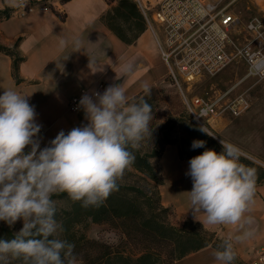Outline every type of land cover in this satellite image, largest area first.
Returning <instances> with one entry per match:
<instances>
[{"label": "clouds", "instance_id": "obj_1", "mask_svg": "<svg viewBox=\"0 0 264 264\" xmlns=\"http://www.w3.org/2000/svg\"><path fill=\"white\" fill-rule=\"evenodd\" d=\"M8 7L25 8L28 0H6ZM69 42L60 38L65 49ZM83 39L71 41L72 52L80 51ZM125 66L123 71H130ZM146 95L150 86L142 85ZM13 89L0 94V221L12 227L18 220L22 228L10 240H0V264L18 260L21 264H75L74 245L61 240L62 226L55 219L57 201L66 193L84 208L100 206L114 191L117 181L135 160L146 136L151 137V105L145 100L129 103L121 85H110L103 93L84 94L78 108L88 123L67 134L61 130L40 148L35 107ZM201 132L213 136L201 127ZM222 151L205 148L204 140H194L192 149L205 148L189 161L186 175L191 177V210L202 213V224L251 225L246 216L256 193L255 169L241 162V149L220 139ZM30 146V151L25 149ZM131 149V150H130ZM196 218V215H195ZM197 219V218H196ZM198 220V219H197ZM253 236L252 231L237 235V242ZM218 264H233L236 258L232 239L222 242L213 253Z\"/></svg>", "mask_w": 264, "mask_h": 264}, {"label": "crops", "instance_id": "obj_2", "mask_svg": "<svg viewBox=\"0 0 264 264\" xmlns=\"http://www.w3.org/2000/svg\"><path fill=\"white\" fill-rule=\"evenodd\" d=\"M130 1L136 6L145 30L126 44L102 20L116 6V0H68L60 14L36 11L25 17H8L10 7L6 0H0V45L16 48L23 58L18 69L21 82L16 83L12 77L11 57L0 52V94L5 89H13L28 96L26 99L35 107L36 123L42 126L41 149L49 146L61 130L66 133L88 123L83 109L73 112L69 107L72 97L79 95L82 89L92 95L96 91L103 93L110 85H121L130 101L143 93V84L151 88L168 75L154 34L147 28L134 0ZM77 37L83 39V49L72 52L71 41ZM60 38L69 42L65 49L60 48ZM125 66H130L131 70L124 72ZM236 145L242 156L264 167V151L250 152ZM158 169L163 180L162 204L172 209L178 220L191 219L220 240L231 238L236 259L241 264H249L255 250L264 247V180L256 183L254 203L245 213L253 218L251 225L243 229L237 225L212 226L202 224L204 215L196 213L197 220L191 210L188 192L193 185L191 177L186 175L189 162L180 159L176 145L164 147ZM167 185L170 191L165 200L163 190ZM243 231H252L253 236L237 242L235 237ZM215 251L207 246L185 255L176 264H218L213 256Z\"/></svg>", "mask_w": 264, "mask_h": 264}, {"label": "trees", "instance_id": "obj_3", "mask_svg": "<svg viewBox=\"0 0 264 264\" xmlns=\"http://www.w3.org/2000/svg\"><path fill=\"white\" fill-rule=\"evenodd\" d=\"M112 1V0H111ZM113 7L102 18L104 24L116 34L124 43L130 44L145 30V25L139 24V33L127 37V31L120 23L127 24L135 16L139 20L136 6L130 0H116ZM0 52L12 59V77L16 83L21 79L18 69L23 58L16 48H7L0 45ZM153 91V87H151ZM143 92L141 95H144ZM134 97L129 103L141 100ZM182 108V106H181ZM180 121L186 130L195 133V140H204L205 148L222 151V146L206 133L201 132L193 119L181 109ZM166 145H175L168 136L157 135L150 151L141 149L131 150L135 156L134 163L125 170L124 175L117 181L118 190L114 191L100 206L84 208L80 202L72 201L66 193L53 198L66 203L67 209L57 207L55 219L62 226L63 233L57 238L72 243L75 260L82 264H176V261L185 255L211 246L216 250L224 240H220L215 233L203 228L191 219H185L180 226L171 225L166 217L169 209L161 201L160 187L163 185L156 162L160 159ZM197 149L199 155L205 150ZM182 160L190 161L179 150ZM248 167L254 165L241 158ZM264 180V176L260 178ZM260 180L257 183H260ZM107 224L118 230L122 239L118 245L91 240L74 230L88 222ZM71 228L72 232L67 229ZM14 232L0 229V240H10ZM136 248V253L132 250ZM241 264L236 258L233 264Z\"/></svg>", "mask_w": 264, "mask_h": 264}, {"label": "built area", "instance_id": "obj_4", "mask_svg": "<svg viewBox=\"0 0 264 264\" xmlns=\"http://www.w3.org/2000/svg\"><path fill=\"white\" fill-rule=\"evenodd\" d=\"M67 1L28 0L25 8H10L7 16L25 17L36 11L60 14ZM235 1L134 0L147 28L156 38L170 79L181 92L180 81L190 84L202 76L217 75L236 61L245 65L243 79L264 81V16L252 15L240 29L241 19L230 11ZM153 24L159 28L160 36ZM101 88L99 85L98 89ZM84 94L86 90L82 89L79 95L72 97L69 103L71 111L79 110V101ZM224 97H217L213 101L199 97L190 100L184 98L191 117L202 125L204 119L214 114ZM248 108L249 102L242 95L228 100L224 110L237 117ZM40 136L41 132L38 139ZM28 151L30 146L25 153ZM254 255L249 264H264V247L256 249Z\"/></svg>", "mask_w": 264, "mask_h": 264}, {"label": "rangeland", "instance_id": "obj_5", "mask_svg": "<svg viewBox=\"0 0 264 264\" xmlns=\"http://www.w3.org/2000/svg\"><path fill=\"white\" fill-rule=\"evenodd\" d=\"M230 1L232 0H225L226 3ZM230 11L241 19L242 23L239 26L241 29L243 22L252 15L264 16V0H236L230 6ZM140 23L139 19L133 18L127 24L120 23V26L125 31L130 29V32L127 31L126 36L131 37L137 33ZM153 26L160 36L159 28L155 24ZM232 36L234 37V34ZM245 72V65L241 61L232 62L217 75H205L190 84L180 81L182 92L173 83L168 74L164 81L153 86V91L151 90L150 95L144 94L139 97L151 105L153 114V119L149 124V128L153 129L151 137L146 136L141 142L139 149L147 152L150 151L154 144V137L162 135L168 136L187 159L190 160L194 156L199 155L197 149L203 148L192 149L191 147L192 142L195 140V133L186 130L180 121L179 112L181 109L185 110L187 115L191 117L184 97L188 100L199 97L213 101L217 97L225 95L224 100L220 101L215 108L214 114L208 119H204L202 125L194 120L193 122L198 127L207 129L208 132L215 136L210 137L219 144L220 139H222L235 145L240 144V146L242 145L243 148L250 152H257V150L264 151V144L261 142L264 141V81L243 79ZM242 95L249 102L247 111L235 117L228 110H224L228 100ZM241 158L254 165L253 169L256 172L257 183L264 176V167L242 155ZM156 164L158 167V162ZM163 191L164 199L167 200L170 191L169 185ZM181 198L184 200L182 196ZM57 207L59 209H67L66 203L63 201L57 202ZM166 217L168 222L173 226H180L183 223V221L177 219L172 209H169ZM22 226V220H18L12 227L0 221V229L4 228L14 233L18 232ZM63 230L62 228L58 236L63 233ZM67 230L72 232L71 228ZM74 230L88 239L101 241L109 245H118L122 239L120 232L107 224H95L89 221L85 225L76 226ZM131 251L136 253V248L132 247ZM9 264H21V262L10 260ZM75 264H82V262L75 260Z\"/></svg>", "mask_w": 264, "mask_h": 264}]
</instances>
